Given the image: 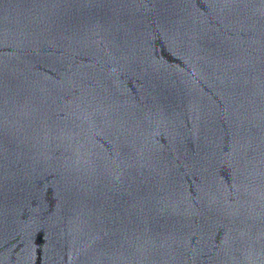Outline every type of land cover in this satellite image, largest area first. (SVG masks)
<instances>
[{"label": "water", "instance_id": "95a60500", "mask_svg": "<svg viewBox=\"0 0 264 264\" xmlns=\"http://www.w3.org/2000/svg\"><path fill=\"white\" fill-rule=\"evenodd\" d=\"M0 264H264V0H0Z\"/></svg>", "mask_w": 264, "mask_h": 264}]
</instances>
